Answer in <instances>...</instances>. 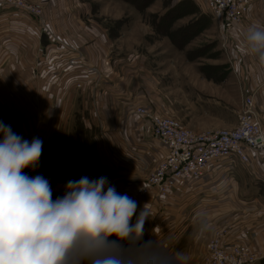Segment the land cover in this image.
I'll list each match as a JSON object with an SVG mask.
<instances>
[{"label": "crops", "instance_id": "crops-1", "mask_svg": "<svg viewBox=\"0 0 264 264\" xmlns=\"http://www.w3.org/2000/svg\"><path fill=\"white\" fill-rule=\"evenodd\" d=\"M28 1L43 5L44 26L21 10L0 6V121L10 125L15 133L30 132L39 137L45 161L48 155L65 153L76 100L88 88L91 95L94 93L89 85L74 88L72 83L80 77V69H65L63 55L67 50L59 45L64 42L65 46H77L74 41L80 1ZM247 2L243 24L264 27V0ZM243 24L236 27L235 38L227 49L241 97L252 95L264 131V62L260 60L264 50H257L248 40L249 33ZM217 28L219 31L218 24ZM82 51L84 62L98 65L104 77L105 64ZM105 93L103 85L97 93L102 109L129 108L124 101L120 104L118 98L117 102L109 101ZM119 123L112 128L108 125L102 134L104 145L97 155L102 165L114 170L106 176L109 183L118 193L137 202V215L148 204L150 216L144 225V241H151L167 256L182 251L189 256L188 264H202L205 242L215 229L224 228L225 239L249 243L263 255L255 264H264V155H252L248 163L234 160L210 165L203 178L178 182L165 198L139 196L135 188L144 183L162 156V148L148 123L142 129L127 122L119 127ZM112 148L119 152L129 148L140 150L149 161L148 168L142 171L118 162L109 150Z\"/></svg>", "mask_w": 264, "mask_h": 264}, {"label": "rangeland", "instance_id": "rangeland-1", "mask_svg": "<svg viewBox=\"0 0 264 264\" xmlns=\"http://www.w3.org/2000/svg\"><path fill=\"white\" fill-rule=\"evenodd\" d=\"M79 1L74 43L105 64L107 72L89 84L94 95L88 88L78 96L65 153L48 155L45 161L41 155L34 170L24 169L50 181L53 199L69 180L113 174L98 159L102 134L119 122V127L127 122L147 128L146 118L135 112L138 106L194 130L216 131L236 123L242 104L228 46L222 45L203 0ZM103 85L109 101L118 98L129 108L102 109L97 93Z\"/></svg>", "mask_w": 264, "mask_h": 264}, {"label": "clouds", "instance_id": "clouds-1", "mask_svg": "<svg viewBox=\"0 0 264 264\" xmlns=\"http://www.w3.org/2000/svg\"><path fill=\"white\" fill-rule=\"evenodd\" d=\"M248 40L264 50V27L250 26ZM0 136V264H188L184 252L169 257L143 240L148 204L137 215L106 176L69 180L53 199L47 178L24 172L37 167L42 140L3 121Z\"/></svg>", "mask_w": 264, "mask_h": 264}, {"label": "built area", "instance_id": "built-area-1", "mask_svg": "<svg viewBox=\"0 0 264 264\" xmlns=\"http://www.w3.org/2000/svg\"><path fill=\"white\" fill-rule=\"evenodd\" d=\"M205 7L218 24L222 45L235 38V29L243 24L248 12L247 0H203ZM0 6L23 11L40 25H45L43 5L28 0H0ZM249 33V25L243 24ZM67 53L65 69H80V77L73 81L75 89L95 83L102 77V70L95 63L84 62L79 46H65ZM231 62V57H230ZM237 123L216 131L194 130L184 126L178 119L138 106L135 112L146 118L152 136L162 148L161 157L148 173L143 184L135 188L139 196L165 198L178 182H190L203 178L210 165L238 160L248 163L252 155H264V131L260 114L254 106L252 95H242ZM31 141L30 132L17 133ZM121 163L146 170L149 161L138 149L119 152L109 149ZM227 230L215 229L205 242L202 264H255L263 258L260 251L244 241L229 242Z\"/></svg>", "mask_w": 264, "mask_h": 264}, {"label": "trees", "instance_id": "trees-1", "mask_svg": "<svg viewBox=\"0 0 264 264\" xmlns=\"http://www.w3.org/2000/svg\"><path fill=\"white\" fill-rule=\"evenodd\" d=\"M167 16H169V15H167Z\"/></svg>", "mask_w": 264, "mask_h": 264}]
</instances>
